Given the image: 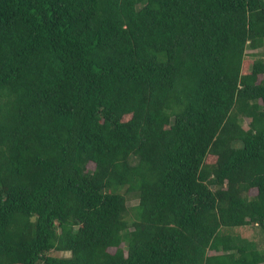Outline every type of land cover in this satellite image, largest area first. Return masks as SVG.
I'll return each mask as SVG.
<instances>
[{
    "label": "trees",
    "instance_id": "trees-1",
    "mask_svg": "<svg viewBox=\"0 0 264 264\" xmlns=\"http://www.w3.org/2000/svg\"><path fill=\"white\" fill-rule=\"evenodd\" d=\"M262 47L264 0H0V264H264Z\"/></svg>",
    "mask_w": 264,
    "mask_h": 264
},
{
    "label": "rangeland",
    "instance_id": "rangeland-1",
    "mask_svg": "<svg viewBox=\"0 0 264 264\" xmlns=\"http://www.w3.org/2000/svg\"><path fill=\"white\" fill-rule=\"evenodd\" d=\"M259 51L263 52V55H264V47L259 49ZM133 203H135V200H133V199H131L127 202V204H129V205H131ZM238 232L241 236H247L249 238H252L254 241L259 240V235H258L257 231L253 228L245 227V228L240 229ZM258 243H259V245L263 244V242H261V244H260V240L258 241ZM52 254L57 255V256H65V255H68V252L52 251Z\"/></svg>",
    "mask_w": 264,
    "mask_h": 264
}]
</instances>
